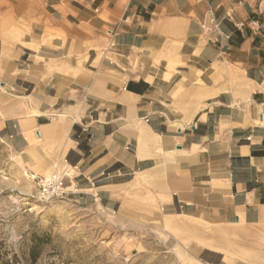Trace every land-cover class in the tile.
Wrapping results in <instances>:
<instances>
[{
  "label": "crops",
  "instance_id": "0c3cea01",
  "mask_svg": "<svg viewBox=\"0 0 264 264\" xmlns=\"http://www.w3.org/2000/svg\"><path fill=\"white\" fill-rule=\"evenodd\" d=\"M0 139L168 264H264V0H0Z\"/></svg>",
  "mask_w": 264,
  "mask_h": 264
},
{
  "label": "rangeland",
  "instance_id": "374dc122",
  "mask_svg": "<svg viewBox=\"0 0 264 264\" xmlns=\"http://www.w3.org/2000/svg\"><path fill=\"white\" fill-rule=\"evenodd\" d=\"M19 154L0 139V264H168L162 226L119 224L114 212L37 196ZM43 173L50 174L52 173ZM38 252L34 260L31 249Z\"/></svg>",
  "mask_w": 264,
  "mask_h": 264
},
{
  "label": "built area",
  "instance_id": "2783aa9c",
  "mask_svg": "<svg viewBox=\"0 0 264 264\" xmlns=\"http://www.w3.org/2000/svg\"><path fill=\"white\" fill-rule=\"evenodd\" d=\"M117 31L114 29L108 30L109 47L116 46L115 36ZM26 175L36 186L37 196L40 199L49 201L56 198H64L68 194L67 186L65 185L64 174L59 171H54L50 174H40L32 170H27Z\"/></svg>",
  "mask_w": 264,
  "mask_h": 264
},
{
  "label": "trees",
  "instance_id": "16d2710c",
  "mask_svg": "<svg viewBox=\"0 0 264 264\" xmlns=\"http://www.w3.org/2000/svg\"><path fill=\"white\" fill-rule=\"evenodd\" d=\"M38 252H39V251H37V249H35V247H33V248L31 249V255H32V258H33L34 260L37 258V256H38Z\"/></svg>",
  "mask_w": 264,
  "mask_h": 264
}]
</instances>
